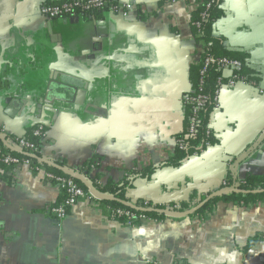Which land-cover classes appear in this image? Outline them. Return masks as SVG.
I'll return each mask as SVG.
<instances>
[{"label": "crops", "instance_id": "obj_1", "mask_svg": "<svg viewBox=\"0 0 264 264\" xmlns=\"http://www.w3.org/2000/svg\"><path fill=\"white\" fill-rule=\"evenodd\" d=\"M59 1L0 0V134L23 137L41 124L38 156L80 173L96 155L90 172L101 184L156 166L149 179H132L130 202L177 203L191 191L209 195L228 175L264 174V94L243 84L220 90L214 145L177 167L161 164L184 129L182 97L202 52L190 27L194 0H115L133 8L56 19L39 12ZM221 7L214 32L260 68L264 90V0ZM57 98L68 99L59 113L41 108ZM47 168L0 162V264H264V243L242 248L264 232V202L127 226L86 197L58 222L49 208L62 192Z\"/></svg>", "mask_w": 264, "mask_h": 264}, {"label": "trees", "instance_id": "obj_2", "mask_svg": "<svg viewBox=\"0 0 264 264\" xmlns=\"http://www.w3.org/2000/svg\"><path fill=\"white\" fill-rule=\"evenodd\" d=\"M107 4L113 5L116 4L115 0H105ZM196 8L192 11L190 17V27L193 35L196 40L201 42L202 52L200 54L199 60L197 63L193 64L189 70V83L190 90L188 95L191 98L197 97L199 94L204 95V102L201 106H197L195 101H190L189 103L183 104L184 111V129L181 133L176 136L177 147L175 149L174 155L165 159L161 164L169 167L179 166L183 160L190 156L196 155L204 151L208 146H212L216 143L215 136L212 131L208 132V122L209 115L212 111V99L215 95V92L218 88L217 77L221 73V67L216 64H210L207 69L201 73L203 61L206 57H214L216 59L227 58L231 60H238L241 63V67L237 72L240 76L246 78L247 81H252L258 83L259 78L255 75L254 69L248 67L247 65V53L228 50L224 46V39L221 36H218L214 32V24L223 15V9L221 7L222 0H195ZM102 8L100 10H105ZM97 11V10H96ZM94 12V11H93ZM90 13V12H89ZM194 119V131L190 132L189 126L191 119ZM39 124H35L27 128L23 137L34 143L37 150L33 151L34 154H39L38 148L41 143V137L34 135V130ZM44 129V128H43ZM2 143L0 142V150H4ZM25 152V151H22ZM21 153H12L21 160H25L29 157ZM33 165H40L36 159L31 158ZM97 156L94 155L91 159L85 161L80 168V173L87 176L93 187L102 193H107L116 196L120 199L128 200L126 195L127 188L131 185V181L134 178H143L149 179L154 173L156 166L147 165L141 169L128 170L126 177L122 178L120 181H113L108 179L105 184L99 182L100 174L95 172L92 174L90 172L93 166L97 165ZM52 175L54 176H67L61 171L56 169L47 168ZM83 189L85 187L77 181ZM225 187L234 186L236 189L244 192H232V193H223L218 196L211 198L206 202L202 207H200L192 216H198L199 218L203 217L206 213L213 212L214 208L218 203L231 204L233 206L249 207L251 205H257L261 202H264V174H252L246 173L245 176L236 181L231 175H228L225 179ZM222 188V187H221ZM208 195L198 196L195 191H191L186 200L179 201L177 203L170 202L166 205L154 203L151 200L139 198L133 201L137 207L147 208V207H157L164 208L170 211H186ZM64 195L61 194L60 203ZM108 205L112 212L114 213L117 209H129L133 213H144L149 218H154L157 220H162L166 218L165 215L159 214L156 212H141L134 210L123 205L113 202V201H102ZM57 203V204H58ZM111 219L118 220L120 222H125L131 220L132 223H140L139 219L128 218L124 214L122 215H110ZM264 243V232H257L251 236L245 245L242 247L244 251L247 249ZM183 264H187L183 262Z\"/></svg>", "mask_w": 264, "mask_h": 264}, {"label": "built area", "instance_id": "obj_3", "mask_svg": "<svg viewBox=\"0 0 264 264\" xmlns=\"http://www.w3.org/2000/svg\"><path fill=\"white\" fill-rule=\"evenodd\" d=\"M195 1V0H194ZM102 8L110 9V10H120V11H127L132 9L133 7L128 3H116L113 5L107 4L105 0H61L59 2L55 3H45L42 4L39 7V12L41 15L46 17L47 19H56L60 17H73L80 14H85L93 11H98ZM216 63L221 67V73L217 77L218 82V88L215 92V95L212 99V111L209 115V122H208V132L212 129V123H213V116L214 113L219 109L220 102H219V93L221 88L223 87H234L237 84H243L248 86H253L256 88L260 93L264 94V90L259 88L258 83H254L252 81H247L245 77L240 76L237 72L239 71L241 67V63L238 60H231L227 58H221L216 59L214 57H206L203 61V66L201 73H203L207 67L210 64ZM255 75L258 77L260 72V68L253 67ZM204 95L199 94L197 97L191 98L190 95H188V92L185 93L182 97V103L186 104L190 101H195L197 106H201L204 102ZM194 117L191 119V123L189 126L190 132L194 131ZM1 132V131H0ZM34 135L40 136L41 140L44 137V129L41 124L37 126V128L34 130ZM0 136L10 143L14 148L18 149L19 151H25L28 153H33V151L37 150L34 143L26 140L24 137H13L2 133ZM0 162L6 165H10L11 167L17 166L20 163H25L27 165H32V160L30 158H27L25 160H21L15 155H13L10 152H2L0 150ZM49 177L54 179L64 195V198L62 201L58 204H55L49 208V214L52 215L58 222L62 221L68 212V209L77 203L80 199L89 197L94 200H99L95 196H93L91 193H89L86 189H83L82 186L73 178L69 176H54L52 174H49ZM87 178V177H86ZM88 182L92 185L91 180L87 179ZM226 182L223 181L221 183L222 187H225ZM93 186V185H92ZM94 188V187H93ZM96 190V189H95ZM97 191V190H96ZM107 215L110 217V215H122L124 214L129 219L135 218L139 219L140 223L142 221H153L158 222L159 220L154 218L147 217L144 213H133L130 212L129 209L124 208L123 209H117L113 213L111 208L105 204ZM124 225L127 226H138L140 223H132L131 220H127L125 222H122ZM155 264V263H154ZM175 264H183V262L177 261Z\"/></svg>", "mask_w": 264, "mask_h": 264}, {"label": "water", "instance_id": "obj_4", "mask_svg": "<svg viewBox=\"0 0 264 264\" xmlns=\"http://www.w3.org/2000/svg\"><path fill=\"white\" fill-rule=\"evenodd\" d=\"M67 100L68 99H64V98H57L56 102H51L50 100L49 101L44 100L43 103H44V105H47V106H45V107H42L41 105L40 106H41V108H44V110H46V111H50L53 113H56L58 111V113H59L60 110L63 109L62 103L67 101ZM0 142L7 149L11 150L12 152L21 153V151L14 148L10 144H8L1 136H0ZM22 154L27 156V157L36 159V160L40 161L41 163L52 167L53 169L61 171L65 175L73 178L74 180L79 181L89 193H91L93 196H95L97 199H99L101 201H113V202H117V203L123 205L124 207H128V208L138 210L141 212H146V213L156 212V213L163 214V215L169 216V217L181 218V217L190 216L193 213H195L200 207H202L206 202H208L211 198H213L215 196H218V195L223 194V193L244 192V191H240V190L236 189L234 186L222 187V188H219V189L213 191L205 199H203L201 202H199L197 205H195L194 207H192L186 211H170L168 209L157 208V207L140 208L128 200L120 199L114 195L96 191L95 188H93V186L88 182L87 178L84 175H82L81 173H79V172H77V171H75L69 167H64V166L59 165L57 163H54L52 161L43 159L34 153L22 152Z\"/></svg>", "mask_w": 264, "mask_h": 264}]
</instances>
